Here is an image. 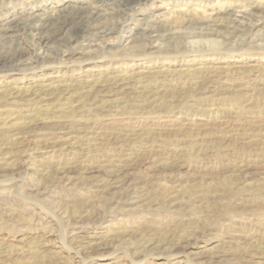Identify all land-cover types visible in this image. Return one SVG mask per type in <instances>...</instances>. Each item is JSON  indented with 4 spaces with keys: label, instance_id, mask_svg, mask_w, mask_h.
Returning a JSON list of instances; mask_svg holds the SVG:
<instances>
[{
    "label": "rangeland",
    "instance_id": "obj_1",
    "mask_svg": "<svg viewBox=\"0 0 264 264\" xmlns=\"http://www.w3.org/2000/svg\"><path fill=\"white\" fill-rule=\"evenodd\" d=\"M250 2L0 0V19L72 5L119 25L67 48L71 22L0 70V264H264V11L189 44Z\"/></svg>",
    "mask_w": 264,
    "mask_h": 264
},
{
    "label": "bare ground",
    "instance_id": "obj_2",
    "mask_svg": "<svg viewBox=\"0 0 264 264\" xmlns=\"http://www.w3.org/2000/svg\"><path fill=\"white\" fill-rule=\"evenodd\" d=\"M115 1L118 3H121V5L122 4L128 5V4L140 3L142 1L146 2L148 0H115ZM245 8L246 9H244L243 11L242 10L240 11L234 7H227L223 10L219 9L217 12H215L214 15H212L209 18L198 19L196 22L194 21V24L198 25L200 23L199 28L201 29V31H205V33L209 35H215V37L208 38L207 40L198 39V41L197 40L191 41L189 44L196 45V44H202V43L207 44L208 43L210 47H216V46H219L221 43L219 37L224 35L225 33L224 31L220 29L221 27H224V28L226 27L228 29L231 28L228 31H230V33H237V34L240 33L239 31L240 28H238L239 26H243V27L245 26V28H248V29L253 28L258 23V21L246 22L244 19L248 18V16L249 17L255 16L259 10L261 12L264 11V5H259L258 3L250 2L248 5H246ZM96 9L97 8L95 7H91V9L88 10L82 7H76V6L71 5V6L66 7L58 15L56 16L53 15L51 17L44 16V14H40L38 12V13H34L31 15H27V16H19V15L13 14L11 16H6L0 19V40L2 41V42L0 41V46L4 44L5 45L4 47L7 48V49L0 48V70L2 69V67L3 68L4 67H10V68L18 67V63H19L18 61H22V63L26 64L30 62V59H33V58L38 59L37 50L40 49V47H42L51 36L64 30L66 26L69 25V23L74 22V21L76 23L77 20L78 22L77 24H75V26H73L72 32L71 33L68 32L69 34L67 33L68 35L66 36V39H65L67 48H69L72 44V41L76 40L78 36L81 35L82 32L84 31L85 32L87 31L88 35L90 36L92 35L106 36L110 33L116 32L118 30L119 25L113 22L108 23V22L101 21V16L103 15L101 13L102 11H99L98 9L97 10ZM146 18L148 17L145 16L144 18H140V19H146ZM145 25L146 27L139 29L140 31L138 32V33H141L142 36H147V35H150L151 32L157 31L156 26H152L148 22H146ZM22 33L28 34L32 38V44H31L32 46L30 45L31 47L27 49L29 50V52L32 51L31 54H27L28 52L19 53L21 45L19 44V41L18 40L16 41L15 39L18 35ZM203 33L204 32H198V35H203ZM9 39H12L14 44L7 46L6 42H8ZM62 52H66V49H64ZM35 54H36V57L33 56V58H31V56ZM9 61H10V64L8 65L7 62ZM59 91H61L62 94L66 95L69 93L70 89H61ZM140 93L143 95H148V97L150 98V97L156 96L157 91L154 92V91L144 89L140 91ZM179 246L180 247L182 246L183 251H184V250H187L191 246V243L188 240L186 244L184 243V245H182L180 241H178L175 244H173L171 247H169V252L176 256L184 254L185 252L176 250V248H178ZM148 252L149 251H147L146 249L140 250V253L142 254H147ZM161 263L162 262H160V264Z\"/></svg>",
    "mask_w": 264,
    "mask_h": 264
}]
</instances>
